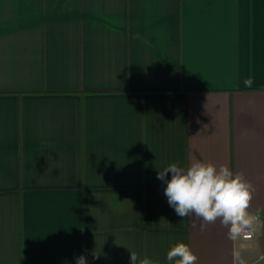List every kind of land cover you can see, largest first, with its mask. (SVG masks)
<instances>
[{
    "label": "crops",
    "instance_id": "0c3cea01",
    "mask_svg": "<svg viewBox=\"0 0 264 264\" xmlns=\"http://www.w3.org/2000/svg\"><path fill=\"white\" fill-rule=\"evenodd\" d=\"M196 160L251 183L253 238L169 206L158 170ZM180 242L264 264V0H0V264Z\"/></svg>",
    "mask_w": 264,
    "mask_h": 264
},
{
    "label": "clouds",
    "instance_id": "9594fccd",
    "mask_svg": "<svg viewBox=\"0 0 264 264\" xmlns=\"http://www.w3.org/2000/svg\"><path fill=\"white\" fill-rule=\"evenodd\" d=\"M245 83L250 84L249 81ZM157 178L166 183L164 194L179 217H198L202 227L219 220L233 240L254 224L256 216L249 211L253 200L252 185L242 173L234 172L228 165L218 167L211 162L196 160L189 166H182L175 162L162 171L158 170ZM197 260L190 244L184 242L174 245L167 253L168 264H196ZM130 262L159 264L151 257L141 258L131 250ZM76 264H88V260L81 255Z\"/></svg>",
    "mask_w": 264,
    "mask_h": 264
},
{
    "label": "built area",
    "instance_id": "2783aa9c",
    "mask_svg": "<svg viewBox=\"0 0 264 264\" xmlns=\"http://www.w3.org/2000/svg\"><path fill=\"white\" fill-rule=\"evenodd\" d=\"M242 238L244 239H251L254 236V231L252 228L246 230L245 232L241 233Z\"/></svg>",
    "mask_w": 264,
    "mask_h": 264
}]
</instances>
